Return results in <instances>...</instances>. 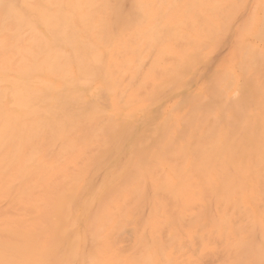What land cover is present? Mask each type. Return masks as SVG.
Instances as JSON below:
<instances>
[{"label": "bare ground", "instance_id": "1", "mask_svg": "<svg viewBox=\"0 0 264 264\" xmlns=\"http://www.w3.org/2000/svg\"><path fill=\"white\" fill-rule=\"evenodd\" d=\"M264 0H0V264H263Z\"/></svg>", "mask_w": 264, "mask_h": 264}, {"label": "rangeland", "instance_id": "2", "mask_svg": "<svg viewBox=\"0 0 264 264\" xmlns=\"http://www.w3.org/2000/svg\"><path fill=\"white\" fill-rule=\"evenodd\" d=\"M264 264V263H263Z\"/></svg>", "mask_w": 264, "mask_h": 264}]
</instances>
